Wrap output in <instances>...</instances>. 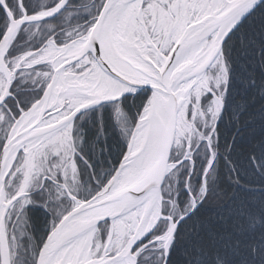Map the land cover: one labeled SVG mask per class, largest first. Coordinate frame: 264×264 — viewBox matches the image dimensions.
<instances>
[{
	"label": "snow or ice",
	"instance_id": "obj_1",
	"mask_svg": "<svg viewBox=\"0 0 264 264\" xmlns=\"http://www.w3.org/2000/svg\"><path fill=\"white\" fill-rule=\"evenodd\" d=\"M0 264H264V0H0Z\"/></svg>",
	"mask_w": 264,
	"mask_h": 264
}]
</instances>
